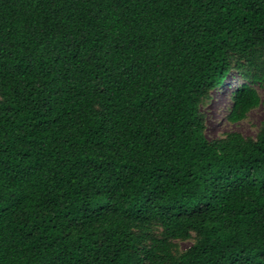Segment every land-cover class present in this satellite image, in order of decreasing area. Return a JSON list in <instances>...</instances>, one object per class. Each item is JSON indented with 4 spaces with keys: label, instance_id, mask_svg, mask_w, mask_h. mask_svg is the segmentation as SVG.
<instances>
[{
    "label": "trees",
    "instance_id": "16d2710c",
    "mask_svg": "<svg viewBox=\"0 0 264 264\" xmlns=\"http://www.w3.org/2000/svg\"><path fill=\"white\" fill-rule=\"evenodd\" d=\"M264 0H0V264H264ZM181 241H193L181 250Z\"/></svg>",
    "mask_w": 264,
    "mask_h": 264
},
{
    "label": "rangeland",
    "instance_id": "374dc122",
    "mask_svg": "<svg viewBox=\"0 0 264 264\" xmlns=\"http://www.w3.org/2000/svg\"><path fill=\"white\" fill-rule=\"evenodd\" d=\"M244 82L242 76L233 71L229 74L222 85L213 90L209 101L202 106L206 116V136L209 139L223 137L230 132H239L246 137H256L264 121V89L257 86L263 103L260 107L252 110L247 119L238 123L228 121L227 115L232 105V92ZM193 241H181V250L188 248Z\"/></svg>",
    "mask_w": 264,
    "mask_h": 264
}]
</instances>
